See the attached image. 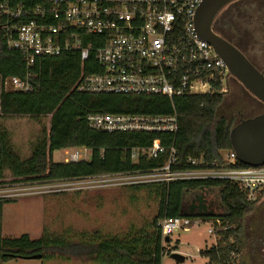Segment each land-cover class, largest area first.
Returning <instances> with one entry per match:
<instances>
[{"label": "trees", "instance_id": "16d2710c", "mask_svg": "<svg viewBox=\"0 0 264 264\" xmlns=\"http://www.w3.org/2000/svg\"><path fill=\"white\" fill-rule=\"evenodd\" d=\"M5 0H0V5ZM100 37L85 36L84 42H98ZM95 46H100L96 44ZM99 73L94 54L84 64L78 53H65L57 58L38 59L28 67L24 56L9 51L0 34V120L14 116L42 118L51 116L50 131L38 137L30 158L14 152L10 133L0 123V184L9 172L15 181L66 182L103 175L144 173L162 168L166 158H140L134 161L131 151L150 148L155 142L174 146L181 169L191 168L189 158L212 164L221 152H231L230 132L235 126L219 116L226 94L215 92L204 96H182L172 101L161 96L130 97L123 95H89L74 90L80 76ZM29 77L32 93L5 91L3 81ZM177 114L176 135L157 133H106L89 128L92 115L172 116ZM88 149L91 156L79 162L55 163L53 154L68 149ZM241 167H247L240 164ZM136 192L147 191L159 199L155 221L146 228H133L125 234L101 231L79 232L73 228L60 234H45L33 240L29 235L3 237L0 233V264L17 258L42 254L43 259L84 257L94 264H162L165 242L160 223L166 218L187 217L210 222L221 219L231 227L220 232L217 243L201 251L210 264H236L242 250L245 217L261 196L248 201L247 194L227 181H177L129 186ZM217 191L222 214L208 210L202 198L189 203L190 195ZM16 200L0 199V206Z\"/></svg>", "mask_w": 264, "mask_h": 264}, {"label": "built area", "instance_id": "2783aa9c", "mask_svg": "<svg viewBox=\"0 0 264 264\" xmlns=\"http://www.w3.org/2000/svg\"><path fill=\"white\" fill-rule=\"evenodd\" d=\"M204 0H5L0 5V34L9 51L20 52L28 67L38 59L78 53L84 64L92 54L99 73L82 72L74 90L89 95L130 97L204 96L227 94L229 72L213 46L203 40L195 27L196 13ZM85 36L100 37L84 42ZM5 91L32 93L29 77L3 81ZM90 129L106 133H157L176 135L177 114L172 116L92 115ZM81 151H83L81 153ZM66 163L88 160V149L66 150ZM166 158V164L144 173H121L94 177L102 187L134 186L177 181H227L237 185L255 202L264 192V166L241 167L233 152H221L212 164L189 158L181 169L177 150L159 142L150 148L131 151V158ZM90 158V157H89ZM97 178V179H96ZM91 179V178H88ZM86 180V179H84ZM7 186L0 199L46 193L47 182ZM6 186V185H5ZM3 187V186H0ZM187 217L166 218L160 223L163 238L199 223ZM209 234L217 243L220 232L228 231L221 219L208 222Z\"/></svg>", "mask_w": 264, "mask_h": 264}, {"label": "rangeland", "instance_id": "374dc122", "mask_svg": "<svg viewBox=\"0 0 264 264\" xmlns=\"http://www.w3.org/2000/svg\"><path fill=\"white\" fill-rule=\"evenodd\" d=\"M264 1V0H261ZM229 92L224 98L219 116L230 121L231 110H238L241 102H252V108L246 117H254L264 113V105L258 102L233 77L229 79ZM1 125L10 133L11 144L15 153L22 159L30 158L37 139L48 134L51 116L32 118L28 116H14L0 120ZM236 125V124H235ZM83 151H81L82 153ZM66 150L53 154L55 163L66 161ZM90 157V156H89ZM88 157V159H89ZM97 179V178H96ZM31 181H15L9 172L0 184V191L7 190V186L20 185L17 193L25 184ZM34 186L40 187L37 182ZM6 185V186H5ZM46 193L36 189L33 195L17 196L16 201L0 206V233L3 237L19 238L29 235L33 240L40 239L45 234H60L65 229L73 228L79 232L101 231L110 234H125L133 228H146L152 225L159 210L158 197L147 191L136 192L129 186L102 185L94 178L73 180L66 182L48 183ZM1 194V193H0ZM217 191H206L189 196L188 202L193 203L202 198L208 210L216 215L223 213L219 207ZM264 227V194L255 209L244 220L242 232V250L236 264H252L253 244L256 239V227ZM211 224L199 221L198 224L177 230L165 242V255L162 264H179L170 258L172 253L185 257L183 264H210L208 259L201 256V251L216 244L215 237L209 234ZM255 264H264L261 254L253 258ZM1 264H94L86 258H72L69 261L53 259H14Z\"/></svg>", "mask_w": 264, "mask_h": 264}, {"label": "water", "instance_id": "95a60500", "mask_svg": "<svg viewBox=\"0 0 264 264\" xmlns=\"http://www.w3.org/2000/svg\"><path fill=\"white\" fill-rule=\"evenodd\" d=\"M235 0H204L195 16V27L200 37L210 43L225 62L229 76L236 79L253 97L264 104V72L258 70L236 47L214 32L216 17ZM232 150L239 162L247 167L264 166V113L244 119L230 132ZM169 238L166 239L168 241ZM36 254L20 259H42ZM170 258L183 264L185 257L172 253Z\"/></svg>", "mask_w": 264, "mask_h": 264}, {"label": "flooded vegetation", "instance_id": "af4514ba", "mask_svg": "<svg viewBox=\"0 0 264 264\" xmlns=\"http://www.w3.org/2000/svg\"><path fill=\"white\" fill-rule=\"evenodd\" d=\"M213 29L216 34L243 53L258 70L264 72V1L235 0L231 2L216 17ZM252 104L251 101L241 102L238 110L235 108L231 110L230 121H234L237 125L242 120L249 119L246 113L252 108ZM256 234V239L252 240L254 248L252 264L256 263L253 258L257 253L264 259V227L260 224L256 227Z\"/></svg>", "mask_w": 264, "mask_h": 264}]
</instances>
